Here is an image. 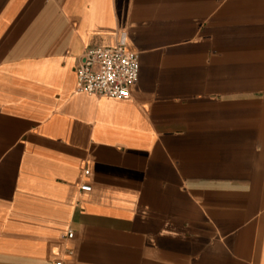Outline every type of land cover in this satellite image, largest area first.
I'll return each instance as SVG.
<instances>
[{"label": "crops", "instance_id": "1", "mask_svg": "<svg viewBox=\"0 0 264 264\" xmlns=\"http://www.w3.org/2000/svg\"><path fill=\"white\" fill-rule=\"evenodd\" d=\"M0 264H264V0H0Z\"/></svg>", "mask_w": 264, "mask_h": 264}, {"label": "built area", "instance_id": "2", "mask_svg": "<svg viewBox=\"0 0 264 264\" xmlns=\"http://www.w3.org/2000/svg\"><path fill=\"white\" fill-rule=\"evenodd\" d=\"M77 85L80 93L96 97L125 99L129 97L132 85L137 81L138 56L125 49L121 38L115 46H96L82 55L76 66ZM84 184L80 190L89 191ZM72 233H69L71 236Z\"/></svg>", "mask_w": 264, "mask_h": 264}]
</instances>
